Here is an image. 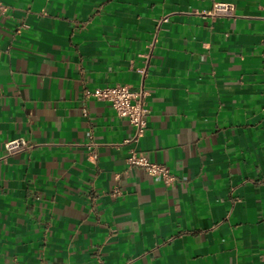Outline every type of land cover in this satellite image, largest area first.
<instances>
[{"label": "crops", "instance_id": "obj_1", "mask_svg": "<svg viewBox=\"0 0 264 264\" xmlns=\"http://www.w3.org/2000/svg\"><path fill=\"white\" fill-rule=\"evenodd\" d=\"M1 1L0 264H264V0ZM119 83L148 91L139 142L84 93Z\"/></svg>", "mask_w": 264, "mask_h": 264}, {"label": "built area", "instance_id": "obj_2", "mask_svg": "<svg viewBox=\"0 0 264 264\" xmlns=\"http://www.w3.org/2000/svg\"><path fill=\"white\" fill-rule=\"evenodd\" d=\"M7 6L0 0V12L5 13ZM203 15H209L212 18L219 17H235V4L223 0H214L212 7L204 12ZM168 16L165 15L161 21H167ZM150 54L146 55L147 64ZM147 66L140 68V71L145 74ZM85 95L95 97L99 100L109 102L116 110L120 117L127 118L134 126L133 134L126 139L128 142H139L145 134L146 116L149 108L146 97L148 91L144 85L137 89H133L128 84L119 83L113 86L96 87L94 89H86ZM86 113V112H85ZM33 144L23 137L9 140L5 144L7 154H15L31 148ZM87 147L91 149L93 158L97 157L96 144L93 141L87 143ZM127 163L131 167L142 168L148 175L165 184H171L175 181V176L170 171L168 166L151 160L143 151L131 149L127 157ZM117 192V190H115Z\"/></svg>", "mask_w": 264, "mask_h": 264}]
</instances>
